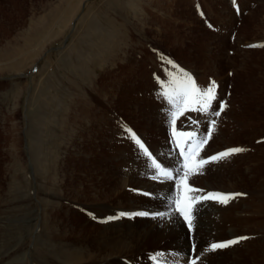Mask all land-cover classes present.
Returning <instances> with one entry per match:
<instances>
[{"label": "rangeland", "instance_id": "rangeland-1", "mask_svg": "<svg viewBox=\"0 0 264 264\" xmlns=\"http://www.w3.org/2000/svg\"><path fill=\"white\" fill-rule=\"evenodd\" d=\"M181 70L201 88L215 81L216 97L232 98L229 90L241 81L247 95L258 92L263 101L264 0H0V264H82L90 255L82 251L85 232L89 238L100 233L119 239L120 230L105 229L107 216L99 209L118 203L129 208L132 198L139 207L149 192L140 187L148 189L156 173L149 158L138 157L134 146L139 145L126 129L155 152L167 139L172 142L175 109L163 92L180 91ZM188 112H177L179 126ZM202 117L192 120L205 139L210 124H200ZM261 128L258 137L264 135L263 120ZM212 133L208 153L224 150L227 141ZM248 151L226 161L223 173H232V181L251 161ZM261 151L252 155L260 153V159ZM241 155L245 159L237 163ZM251 172L231 189L244 194V201L254 186L264 193V170ZM129 179L131 185L125 183ZM172 193L178 199V192ZM240 203L213 208L219 219L206 222L212 236L225 240L231 229L239 236L257 229L253 223L245 229L248 225L236 218ZM228 210L233 222L223 224ZM110 221L143 225L149 220ZM256 234L250 245L214 250L209 262L198 263L264 264V230ZM210 236L198 232L204 251L215 240ZM195 238H189L190 247L180 238L154 245L149 239L144 251L134 253L131 239L127 258L104 264H195L185 252L195 249L199 258L191 246Z\"/></svg>", "mask_w": 264, "mask_h": 264}, {"label": "bare ground", "instance_id": "bare-ground-1", "mask_svg": "<svg viewBox=\"0 0 264 264\" xmlns=\"http://www.w3.org/2000/svg\"><path fill=\"white\" fill-rule=\"evenodd\" d=\"M245 83L246 82L242 83L241 81H238V82L234 81L233 89L229 90V92L232 94V98L228 99L227 95H225L226 98L218 95L217 96L218 98L213 102V106H212L213 108H219L221 102H223V104L225 105L224 110H223L224 111L223 116L221 115V118H218L217 116L213 117V118L217 117V119H214V121L216 122L214 130L216 131L217 134H219V137H218L219 140H221L222 137L220 135H222L224 138V139L222 138V140L227 141L225 143V146L222 147V149H224V148L225 149L219 150V151H217V153L224 152L225 150L232 149V148H240V149H244V151L233 153L227 157L221 158V159H224V161L222 162V164H220L216 167L215 165L221 159H217L215 161L208 160L209 157H212V156L217 154V153H208V150H206V148L210 142V141H208L209 138H206L207 143H206L205 148L202 146V149H201V147L196 143V140L198 138L203 139V138H201V133H200L199 128H198V126L201 127V125H198L197 123H191V121H193L192 119L193 118H199V115L202 114L203 117L199 120L200 124L204 123V125H205L206 122L212 121L207 114H204V113H201L198 111H191V113L188 112L189 116L187 117V119L185 121V125L179 126L176 123V120H175L176 125L175 124H173L171 126L169 125L170 131L172 130V132H171L172 133V135H171L172 136L171 137L172 142L170 141V139H167L166 140L167 142L164 145V147H165L164 149L160 148L159 150H157L155 152L152 149H150L146 143H143L141 138L138 137L139 140L144 144L145 148L148 150V153H151V156H149L148 154L145 153V151L143 149H141L138 146L137 147L134 146V148L136 149L135 151H139V152H136L138 157H139V155H142L144 158H149L151 160V162L153 161V159H155L157 163H160L163 167H165L167 169H180L181 167H183V171L178 173L179 179L178 178L174 179L175 183L180 182V183H178V186L180 184L179 189L175 188V186H174L175 183L171 182L173 180H164L162 182L161 179L158 178L155 181L160 182L161 184L156 183L153 180L150 182L148 181L149 182V184L147 185L149 187L148 189H146L144 187H140L141 190L145 189L146 191L152 192V194H149V192H147V196L144 198V203H141L139 205V207L133 206V204L137 203V200H136V198L135 199L132 198V200L128 201V207L129 208H127V207L124 208V206L122 204L118 203V204L112 205L107 210L99 209V213L107 216L105 219L106 220V226H105L106 228L105 229H109V230L118 229V230H120V237L118 240H115V239H113V237L111 235H102L99 233L98 235H94L92 238H89L90 232H85L84 238L82 239V248H83L82 251H83V253L86 252L90 255H88L89 256L88 259H85L84 261H80V263H82V264H104L107 262L110 263V261H109L110 259L117 258V257H123V259H125L129 256L128 255L129 254V251H128L129 243L128 242L131 239L136 241V243L131 245V247H130L131 252L134 253L136 251H142V250L144 251L145 249H142V248L148 247L149 244L147 243V241L149 239H153V245H154V242L156 240H157L156 242H162V241L167 240V239H173V240L177 241L180 238V239H183V241L185 242L184 244H186V247H190L189 238L193 237V235L196 238H195L194 244L193 245L191 244V246L198 250L197 253L199 255V258L194 257L196 254L195 249H193V250L190 249L191 251L190 250L187 251L185 249L186 250L185 252H188V254L190 256L189 261L195 259V264L198 263L199 260L200 261L205 260V261L209 262V259L212 257L213 253L216 250L217 251L223 250L224 248H217V249H215V251L214 250H211V251L205 250L204 251L203 250L204 248L202 249L201 244H200V239L202 237L198 238V232L199 231H201L202 234H204V235L205 234L211 235L210 236L211 240L215 239L212 241L210 240L211 241L210 244L219 243V242H228V241H233V240L237 241V243L229 244V245H231L229 247L230 248L229 250H233L236 248L235 247L236 245L237 246L238 245H241V246L250 245V243H248V242L252 241V239H253V236H251V235H257L258 236V234H256V233H259L261 230H264V225L260 227V225L262 223H264V193H260L259 190L261 188L260 187L256 188V186H254V189H250L249 190L250 192L247 193V196H249V195L250 196L245 201L243 200L245 197L244 194H242L241 192H236V191L231 190L233 187V183L237 179H238V181H240V180H244V178L251 177V175L254 174V173L252 174V172H251L252 169L255 170L257 174H259L258 171L264 170V142L260 143V141H262V140L259 141L260 138H264V135L258 137V135L260 134L259 133L260 130L262 132V128H261L262 120L264 121V103H263L264 99L262 101V98L260 97L258 92L252 93V95H250V94L247 95L248 90H247V86L245 85ZM250 84L252 86L254 84V82H252ZM257 86H259V85H257ZM254 88H256V87H254ZM172 95L174 96V94H172ZM181 107H183V105H181ZM210 115H212V114H210ZM225 119H226V121H225ZM195 121H197V120H195ZM86 125H87V123H86ZM174 125L175 126L178 125L179 127L176 129H171L172 126H174ZM173 130H175V132L177 130H190V131H193L195 133V136L190 137L188 140L191 144V148H194L196 146L200 147L198 149L197 153L194 155V157L187 158L186 154H185V157H181L178 154V151H177L175 144H174ZM257 133H259V134L257 135ZM212 134L213 133L211 130V138H212ZM240 134L242 136H240ZM208 135H209V129H208L207 133L204 134V136L208 137ZM243 135H245V136H243ZM226 136H228L229 140L225 139ZM251 138H252V141H251V145H250L249 143H250ZM258 148L261 150L263 149V152L261 151L262 156L260 159H257V155L260 153H257L256 156L252 155V153H254L255 150L257 151ZM246 150H250V152L248 151L247 154L251 153V155L247 156V154H245V156H246V158L247 157L251 158V161H249L246 164H243V167H241V168H238L239 165L237 166V168L239 170L238 171L239 174L236 173L235 176L233 177L234 181H232V176H231L232 173L230 175L228 173L227 174L223 173V171L228 169V164L226 163V161H228L230 159H234L236 156H240V154H242ZM241 156H243V155H241ZM201 158H203L207 162L200 164L199 160ZM244 159H245V157L243 156L239 161H237V163L243 162ZM225 164H227V165H225ZM250 165H251V167H249L248 172H247L246 168ZM185 166H186L187 170L185 169ZM148 169L150 170V167ZM157 171L158 170L156 169V172ZM231 171H232V169H231ZM149 173H154V172H149ZM246 173H248L249 176ZM154 174H156V173H154ZM146 175H148L147 172H146ZM176 175L177 174L174 173V176H176ZM184 176H185V178L181 179ZM148 177L151 178L152 176L149 175ZM191 177H192V179H190ZM253 177L254 176H252V178ZM225 178H226V180H225ZM129 181H131V179L125 181V183H129V185H131L130 183H132V182H129ZM238 181H236V182H238ZM226 183H228V184H226ZM94 184H95V182H94ZM143 184H145V183H143ZM184 184L186 187L185 190L182 189ZM254 184H256V183H254ZM125 186L127 187V185H125ZM86 189H87V187H86ZM189 189H191L192 191H189ZM123 190H125V188ZM174 190H176V192H178V194H179V195H177L178 199H176L175 198L176 195H174L172 193ZM179 190H180V192H179ZM263 191H264V188H263ZM183 193L187 194V197ZM209 193L226 194L224 197H221V198L227 199V202L221 203V202H219V199H217V200H203L202 196L204 194H209ZM227 194H231V195H227ZM183 195H184V197H183ZM241 200H242V203L238 204V206L241 208V210H239V212H238L239 216L236 218H241L240 222H243V223L245 222L248 225V227L245 229L248 230L249 228H252L251 223H253L255 225V227H257V229L253 228V231L250 233L251 235H240V236L236 234L235 229H231L230 230L231 232L228 233L229 234L228 239H225V240L216 239V238H218L217 237L218 235L212 236V234L209 233L210 228L206 224L207 220L217 221V219H219V217H218V215L214 217V215H215V213L213 212L214 210H216V209L219 210L218 207H224V206H228V205L230 206L231 204H234V203L237 204V203L241 202ZM172 203H173V206H175L174 209L172 208ZM110 204H112V203L110 202ZM183 204H188V206L184 210L179 211L178 207L183 205ZM234 206L231 207L232 210L235 209ZM91 207H93V206H91ZM213 208H216V209H213ZM92 210H95V209H92ZM232 210H228L226 212L223 211V214L229 213V214H227V216L230 217V216H232V215H230V211H232ZM121 211H127V212H137L138 211L139 213H147V215H139L138 218H134V215L137 216L136 213L128 214V213H121ZM247 211H249L251 213H247ZM161 213L164 215L163 216L158 215ZM220 213L222 214V212H220ZM220 213H217V214H220ZM118 214H120V216ZM185 217H187V218L189 217V219L185 220ZM110 218L114 222L117 220L121 221L123 219H125L126 221H132V222H134L135 220H149V221L145 222L143 225H132L131 223H127L124 221L113 224V222L110 221L111 220ZM252 218L257 220L259 223L257 221L252 222V220H251ZM222 219L223 220H220V222H223V224H224V222H228L230 224V222H233L232 219H234V218H231V217L228 218L225 215H222ZM188 220L190 221L189 223H187ZM189 224H191V226L194 227V229L192 230V233L189 232V231H191V228H189ZM211 227H212V225H211ZM216 228H218V227H216ZM245 229H244V231H245ZM258 230H260V231H258ZM139 231H144L146 233L143 234V232H139ZM215 231H217V230H215ZM107 232H108V230L105 231V233H107ZM104 236H107V237L104 238ZM219 236H220V234H219ZM229 236H230V239H229ZM242 236H244V237H242ZM241 238H246V239H241ZM207 239H208V237H207ZM243 243H245V244H243ZM209 246H211V245H209ZM238 247H240V246H238ZM177 252H179V251H177ZM190 252H191L192 256L190 255ZM192 252H194V253L192 254ZM91 255L94 256L93 259H91ZM176 255H177V253L174 252V256H176ZM77 263H79V262H77ZM123 263L129 264V263H126L124 261H123ZM161 264H164V263H161Z\"/></svg>", "mask_w": 264, "mask_h": 264}, {"label": "snow or ice", "instance_id": "snow-or-ice-1", "mask_svg": "<svg viewBox=\"0 0 264 264\" xmlns=\"http://www.w3.org/2000/svg\"><path fill=\"white\" fill-rule=\"evenodd\" d=\"M169 64H172L173 67H177L171 60L167 61ZM173 82H177L176 78L174 77ZM179 85H180V91L176 92L175 96H170L167 91L163 92V96L167 99L168 103L170 105L174 106V111L171 113L172 115V123L175 124V120L177 118V112L179 115H184L185 112L187 111H198L204 114H212L215 116H219L220 113L224 109V104L221 102L219 110H213V102L217 99L215 95V90H216V83L215 81H211L210 84L205 87L201 88L199 87L195 80L192 78L191 74L184 72L181 70V77L179 78ZM183 105V107H180ZM191 123H198V121H191ZM215 121L212 120L209 122L210 124V129H209V135L208 138L211 136V130L214 129L215 127ZM132 136V138L135 139L136 143L139 145L141 149L145 151L146 154L151 156V153H148V150L145 148L144 144L135 136V133L131 132V129H126ZM173 134L175 135L176 132L174 130ZM180 135H184L187 137H193L195 136V133L192 132H180ZM196 143L201 147L204 144L207 143V139H197ZM177 147H179V144H177ZM185 147L191 148V144L189 141H185ZM244 151V149L240 148H232V149H227L224 152L217 153L216 155L209 157L208 160L215 161L217 159H221L224 157H227L233 153L241 152ZM179 155H183V149L178 153ZM203 158L199 160L200 164L206 163ZM153 166L158 170L156 174L153 175V179H161L163 182L164 180H174L178 178V173L183 171V167L180 169H167L163 167L160 163H157L155 159L152 161ZM174 173L177 175L174 176ZM189 191H192L189 189ZM226 194H220V193H209L203 199H209V198H217L219 199V202L221 203H226L227 199H222L221 197H224ZM231 195V194H227ZM123 215V214H122ZM137 215H147V213H137ZM163 216L164 214H158ZM111 219V218H110ZM185 219H188L185 217ZM189 227H191V224H189ZM241 239H246V238H241ZM237 243V241H228V242H219V243H213L211 244L210 248L207 249L206 251H211L215 250L217 248H224L227 247L229 244H234Z\"/></svg>", "mask_w": 264, "mask_h": 264}]
</instances>
